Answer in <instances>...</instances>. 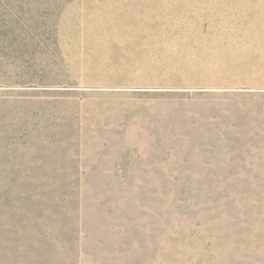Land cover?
Segmentation results:
<instances>
[{
  "label": "rangeland",
  "instance_id": "obj_1",
  "mask_svg": "<svg viewBox=\"0 0 264 264\" xmlns=\"http://www.w3.org/2000/svg\"><path fill=\"white\" fill-rule=\"evenodd\" d=\"M0 176L17 263L264 264V0H0Z\"/></svg>",
  "mask_w": 264,
  "mask_h": 264
},
{
  "label": "trees",
  "instance_id": "obj_2",
  "mask_svg": "<svg viewBox=\"0 0 264 264\" xmlns=\"http://www.w3.org/2000/svg\"><path fill=\"white\" fill-rule=\"evenodd\" d=\"M14 178L9 176H0V264H28L26 259L17 263V257L12 253V229L14 214V193L11 186ZM19 196H16V202H19ZM21 204V202H20ZM20 212H24L23 208H19ZM40 256L34 258L39 261ZM38 264V263H37Z\"/></svg>",
  "mask_w": 264,
  "mask_h": 264
}]
</instances>
